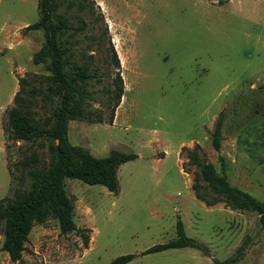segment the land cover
Returning <instances> with one entry per match:
<instances>
[{"label": "rangeland", "instance_id": "1", "mask_svg": "<svg viewBox=\"0 0 264 264\" xmlns=\"http://www.w3.org/2000/svg\"><path fill=\"white\" fill-rule=\"evenodd\" d=\"M54 1L74 25L78 17L91 20L68 37L74 58L112 71L106 63L109 38L123 80L112 122H107L109 107L93 102L103 121L69 120L68 141L97 157L111 149L137 157L119 166L117 194L100 184L65 179L74 222L89 237L86 247L78 232L60 233L50 218L33 225L17 264H108L127 253L134 257L125 264H214L212 258L232 256L246 236L244 255L234 264H264L258 214L198 200L191 189L195 166L181 150L198 145L199 158L218 171L220 153L230 183L264 203V0ZM83 3L91 8L81 10ZM37 19V0H0V199L15 187H27L26 170L45 165L49 157L43 138L13 140L3 130L17 77L48 74L44 64L31 61L43 31L22 32ZM24 88L33 117L43 119L48 102L40 94L31 97L30 83ZM219 114L217 152L210 132ZM30 157L38 161L19 165ZM177 217L187 236L208 246L210 257L191 247L142 254L175 238ZM2 240L0 222V264H10Z\"/></svg>", "mask_w": 264, "mask_h": 264}, {"label": "trees", "instance_id": "2", "mask_svg": "<svg viewBox=\"0 0 264 264\" xmlns=\"http://www.w3.org/2000/svg\"><path fill=\"white\" fill-rule=\"evenodd\" d=\"M216 1L223 3L228 0ZM85 4L78 6L81 10L91 8ZM37 10L38 19L24 26L22 32L38 29L43 31V43L32 55L31 61L33 64H44L48 74L29 79L17 77L19 88L13 94V105L5 109L6 123L3 130H6V136L13 140L34 141L43 138L47 142L49 157L45 165L33 166L26 170L27 187H15L11 196L0 199V222H3L1 249L7 253L10 264H17L21 260L32 226L42 224L50 218L58 222L60 233L78 232L83 246L86 247L89 237L82 229L77 228L74 222V204L66 192L65 179L75 178L90 185L100 184L117 194L119 166L137 157L135 153H125L117 149H111L106 156L97 157L89 149L72 145L68 141L69 120L91 123L103 121L102 112L93 107V102L109 107L107 122H112L115 108L123 94L120 62L109 38L105 40L109 55L106 63L112 67V71L110 68L101 70L94 61L76 60L73 56V40L68 37L71 33L85 30L91 20L78 17L79 24L74 25L64 13L57 11L54 0H37ZM99 17L102 19L101 15ZM102 32L107 33L105 24ZM92 39L97 38L92 34ZM89 41L97 43L99 40ZM27 83L31 84L28 90L31 97L40 94L41 98L48 102V113L43 119L33 117L28 108L30 102L21 94ZM97 83H101V87L95 88ZM221 124L219 114L210 132L211 145L217 152L221 147ZM181 150L185 152L190 164L195 166L191 189L198 200L206 206L223 203L232 210L255 212L259 216V223L264 225V203L248 191L230 183L224 158L220 153L217 155L218 171L212 163L199 158L198 145L193 149L182 147ZM37 161L35 157H30L27 161H20L19 165L26 167L29 162ZM181 167L185 171L183 165ZM175 233V238L154 244L142 254L191 247L210 257L208 246L186 235L179 217L175 222ZM247 239L248 236L232 256L224 260L212 258L213 263L234 264L239 261L244 255ZM133 257L132 253L122 254L108 264H125Z\"/></svg>", "mask_w": 264, "mask_h": 264}, {"label": "crops", "instance_id": "3", "mask_svg": "<svg viewBox=\"0 0 264 264\" xmlns=\"http://www.w3.org/2000/svg\"><path fill=\"white\" fill-rule=\"evenodd\" d=\"M12 95V94H11ZM179 153V152H178ZM181 172H183L182 168H180ZM184 173V172H183ZM43 224V223H42ZM33 227V226H32Z\"/></svg>", "mask_w": 264, "mask_h": 264}]
</instances>
